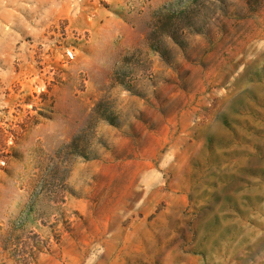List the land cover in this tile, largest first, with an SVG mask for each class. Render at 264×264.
<instances>
[{
  "label": "rangeland",
  "instance_id": "1",
  "mask_svg": "<svg viewBox=\"0 0 264 264\" xmlns=\"http://www.w3.org/2000/svg\"><path fill=\"white\" fill-rule=\"evenodd\" d=\"M264 264V0H0V264Z\"/></svg>",
  "mask_w": 264,
  "mask_h": 264
},
{
  "label": "trees",
  "instance_id": "2",
  "mask_svg": "<svg viewBox=\"0 0 264 264\" xmlns=\"http://www.w3.org/2000/svg\"><path fill=\"white\" fill-rule=\"evenodd\" d=\"M3 249L9 251L13 259H15L14 264H31L33 260L36 259L37 250L40 248L33 245V247H19L17 243L5 242L3 244ZM37 249V250H35Z\"/></svg>",
  "mask_w": 264,
  "mask_h": 264
}]
</instances>
